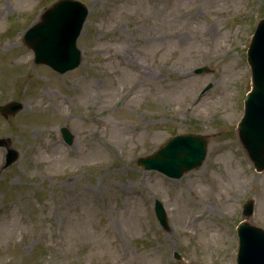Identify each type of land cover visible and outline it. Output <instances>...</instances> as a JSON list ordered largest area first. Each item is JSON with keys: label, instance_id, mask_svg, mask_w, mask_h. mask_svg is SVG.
Wrapping results in <instances>:
<instances>
[{"label": "rangeland", "instance_id": "374dc122", "mask_svg": "<svg viewBox=\"0 0 264 264\" xmlns=\"http://www.w3.org/2000/svg\"><path fill=\"white\" fill-rule=\"evenodd\" d=\"M55 1L0 0V105L23 103L0 112L20 152L3 168L0 146V264H236L240 221L264 228V171L237 128L264 0H81L82 60L65 73L24 41ZM185 133L208 137L200 167L171 178L137 162Z\"/></svg>", "mask_w": 264, "mask_h": 264}, {"label": "water", "instance_id": "95a60500", "mask_svg": "<svg viewBox=\"0 0 264 264\" xmlns=\"http://www.w3.org/2000/svg\"><path fill=\"white\" fill-rule=\"evenodd\" d=\"M88 13V6L81 0H57L46 8L39 21L24 34L25 42L35 53V62L48 64L60 73L77 67L82 60V50L77 40ZM247 57L252 70V90L245 99V112L238 123V134L256 168L264 170V18L256 26ZM207 70V67L195 69L196 72ZM22 107L21 102L10 101L0 105V111L8 115ZM62 132L66 141L72 143L73 135L69 129L63 127ZM8 142L9 138L0 137V146H7L3 168L13 164L19 157V151ZM206 149L207 139L204 136L180 134L172 137L153 154L140 157L138 163L145 169H157L179 178L184 172L202 164ZM252 211L253 201L249 200L244 206L245 216L250 217ZM156 213L167 228V214L160 200L156 201ZM238 231V264H264V229L242 221Z\"/></svg>", "mask_w": 264, "mask_h": 264}, {"label": "bare ground", "instance_id": "6f19581e", "mask_svg": "<svg viewBox=\"0 0 264 264\" xmlns=\"http://www.w3.org/2000/svg\"><path fill=\"white\" fill-rule=\"evenodd\" d=\"M140 84H142V82H138V84H135V85L132 87V89L129 91V94H131L135 89H137L138 86H139ZM87 94L89 95V93H87ZM197 220H198V218H192V219H190L188 222H189V224H190L191 226H195V225L197 224Z\"/></svg>", "mask_w": 264, "mask_h": 264}]
</instances>
